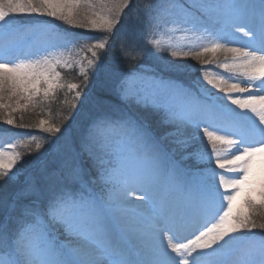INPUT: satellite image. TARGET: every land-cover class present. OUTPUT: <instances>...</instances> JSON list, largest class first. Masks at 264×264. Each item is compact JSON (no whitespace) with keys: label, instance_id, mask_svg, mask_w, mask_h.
I'll return each mask as SVG.
<instances>
[{"label":"snow or ice","instance_id":"snow-or-ice-1","mask_svg":"<svg viewBox=\"0 0 264 264\" xmlns=\"http://www.w3.org/2000/svg\"><path fill=\"white\" fill-rule=\"evenodd\" d=\"M130 3L0 0V35L4 37L0 45V109H10L4 123L41 128L50 135L61 133L60 126L43 119L38 125L17 124L11 113L29 105L36 108L65 87L74 92V100H80L89 73L97 76L103 70L101 53L110 49L109 40ZM177 7L174 0L157 5L150 33L155 36L171 23V31L192 33L201 42L199 47L187 51L170 44L164 47L160 39H149L148 45L172 57L201 60L210 53L211 58L203 59L202 65L215 63L229 75L214 79L208 75L210 69L202 66V81L224 93L236 108L208 104L201 109L203 118L195 120L168 109L166 122L172 127L165 137L172 138V152L134 119L98 117L91 122L83 146L96 168L95 178H88L75 159L66 160L56 186L47 183L46 170L21 180L17 163L22 157L12 151L16 143L0 146V264H264V222L255 219L264 210V0H198L191 7L203 19L182 13L165 22L163 18L171 15L169 9ZM19 14L47 16L108 35L94 43L82 42L67 32L25 28L17 23ZM49 32L51 41L33 43L38 35ZM236 44L239 46H233ZM25 45L34 51H21ZM120 50L130 59L149 54L147 49L127 45ZM74 53L84 54L74 60L83 80L61 83L57 68H71ZM218 53L225 58L219 60ZM166 70L175 72L179 66L169 61ZM100 86L107 87V81ZM159 86L172 88L170 81H160ZM121 91L126 98L135 95L127 82ZM41 93L42 99H37ZM141 99L147 102V97ZM197 138L202 143L206 138L207 143L187 152L190 141ZM35 147L40 150L44 145L36 143ZM175 151H184L183 158L194 156L205 165L207 179L192 186L195 194L186 206L152 216L146 230L126 240L113 215L125 186L135 182L152 187L167 179L169 172L175 174L179 171L172 155ZM140 159H150L151 169L126 164ZM94 184L99 185L101 195L95 194ZM137 199L148 200V192ZM254 229L261 230L259 236Z\"/></svg>","mask_w":264,"mask_h":264},{"label":"rangeland","instance_id":"rangeland-1","mask_svg":"<svg viewBox=\"0 0 264 264\" xmlns=\"http://www.w3.org/2000/svg\"><path fill=\"white\" fill-rule=\"evenodd\" d=\"M175 4H177L179 7L175 8V9H169L170 12V16L168 17H164V21L167 22L170 19H174L177 16L181 15L182 13H191V14H195L197 16H201L202 18V14L199 13L196 9H193L191 6L193 5V3L198 2V0H174ZM142 10L140 9H136L134 11L135 16H139L140 12ZM20 16H35L37 17L40 21H44L42 19V16L36 15V14H32V15H28V14H19L18 15V19H17V23L25 28H37V29H45V30H51V32H59V27L55 26V24L53 23H37V22H33L30 19H26L25 17L23 19L20 18ZM47 17V16H44ZM51 18V17H49ZM54 19V18H52ZM57 20V19H55ZM60 21V20H58ZM63 22V21H61ZM64 23V22H63ZM37 24V25H36ZM49 26V27H48ZM119 25L117 26V28L114 30V37L112 36L109 40V45H110V49H108L110 51V56L112 55L110 61L107 60L106 61V56H105V52L101 53V57H102V62H103V70L100 72L99 75L97 76H93L91 73H89V82L87 83V87L85 88V86H83V88H81V99L80 100H74V92H70L66 87L63 88L66 90V93L68 94V97L64 98L61 102V104L59 105V107H61L62 112L60 111L59 107H58V103L55 102L53 105H56L58 107V116H60V114L62 113L64 116V121L65 123L63 125H65L71 118L75 116L72 115V112L79 106L80 103L83 104H92L95 105L92 110H96L97 108H101L102 110H104L105 108H116L113 104H110L109 101L107 100H103L100 101L98 98L99 93L97 94L98 91L101 90V82L102 81H107V88L110 89L112 92L116 93L121 100L126 101L128 104H131V106H135V113L137 114H142L143 110H147L149 112V115H157L161 121L164 124H169L166 122V114H167V110L171 109L172 111L176 112L178 115H187L190 116L191 118L195 119H202L203 118V114L199 115L196 114V109L197 104H194L193 101L196 102V100H199V97H201L200 95H202L205 98H209L212 102V104H216V105H224L227 104L232 108H236L235 105H231V102L226 100L224 98V93L219 92L216 88H213L212 85L207 84L206 81H202V73L199 71V69L203 66L206 69H210L208 71V75L214 79L218 78L219 75L223 74L225 76H228L229 74L227 72H225L224 69L219 68L214 64L211 65H202V60L203 59H209L211 58V54H206L204 57L201 58V60H196L194 58H192L191 56L188 57H172L170 55L169 52L167 51H162L163 56L162 59L169 62V61H173L175 62L177 65H182L184 70L186 69H193L195 68V71H197V76L195 78V82L197 84V90H199L200 92H198L197 90H194L191 87L188 86H184L179 84L178 82H174L171 80H167V79H163V78H159L156 76H152V74L149 72L150 71V67L148 66H141L139 69L130 72L129 74L125 75L123 80L119 81L118 80V64H120V62H116V60L120 57L117 49L119 50V52L121 53V45H127L131 48L134 49H143L142 44L137 45L136 42L134 41V37H133V28L135 27V24L132 22H127L124 32L125 35L120 38L119 40L115 41V38L118 34L117 29H118ZM173 25L171 23H167V27H162L161 30L159 32L156 33L155 36H150L149 39H160L161 41V45L164 47H167L169 44L172 45L173 47H177L179 46L182 50L187 51L190 48H198L200 45V41H197L195 39V37L193 36L192 33H185V32H181V31H171L170 29H172ZM91 34H89V39H81V41H87L88 43H94L96 41V39L101 38L105 35H108L107 33L103 32V31H97V30H88ZM87 31V32H88ZM53 39V37L51 36L50 32L49 34H40L36 37L35 41H33V43H43L46 41H51ZM148 39V40H149ZM4 41V37L3 35H0V45L3 44ZM233 46H239L238 44L233 45ZM21 51L23 52H31L34 51V48L31 47L30 45H25L22 47ZM113 52V54H112ZM161 53V54H162ZM122 54V53H121ZM120 54V55H121ZM84 55L83 53L81 55H75V53L73 54V60H70L69 62L72 63V67L71 68H65V67H58L57 71L61 73V83L64 84H68V83H74L72 82L73 77L72 75V71L73 69L78 70L79 72V67L74 63V60H80L81 56ZM90 55V54H88ZM217 57L219 60H223L224 54L223 53H218ZM67 58V57H65ZM83 63L86 64V61H83ZM63 70L66 72L64 73ZM188 79L192 78L191 75L187 76ZM193 80V79H191ZM116 81V82H115ZM160 81H165V82H171L172 88L171 90H166V89H161L159 86V82ZM125 82H127V87L135 94V95H131L129 97H125L122 95V85L125 84ZM193 89V90H192ZM197 92L200 94L198 95ZM100 96V95H99ZM142 97H147V102H145L144 99H141ZM37 99H42V93L40 97H37ZM21 104L24 103V101L22 100L20 102ZM75 104L76 107L73 108L72 105ZM154 104H158L161 105L162 107H154ZM64 105V109L62 108V106ZM207 104L204 105H200L201 109L203 108V106H205ZM13 106H15L14 102H13ZM33 109L36 108H32L31 105H29L28 108H19L17 109V111L12 112L11 115L12 117H15L17 115H24L28 112H33ZM117 109V108H116ZM10 111L9 110H3L0 109V117H3L5 115H7V113ZM237 111H240L239 109H237ZM21 115V116H22ZM160 115H162V118L160 117ZM148 116V115H147ZM89 118V116H87ZM164 117V118H163ZM147 118H151V116L147 117ZM43 119L45 121H47L46 118H39L38 119V124L40 122V120ZM91 119H94L91 117ZM2 121V120H1ZM49 122V121H48ZM50 123V122H49ZM52 124H60L59 122L55 123L52 122ZM62 125V126H63ZM48 125L45 124L44 127H47ZM62 129V128H61ZM42 130V129H39ZM69 130V127H67L66 129H62V132H67ZM45 134H47L46 132H44ZM57 134V133H56ZM187 134H191V130L188 131ZM43 135V134H42ZM41 135V136H42ZM34 137V139H33ZM7 138V136H2L0 138V146L2 147H6L9 143H12L14 138H10L12 140L11 141H7L5 140ZM55 138V136H54ZM198 141V148L201 149L203 147V145H205L207 143L206 138L203 140V143L201 142V140L199 138H197ZM32 140H36V143H40L42 145L47 144L45 141V139L43 137H36V136H28L26 138L23 139H19V141L17 142V145H19L20 147L22 146L23 141H28L31 142ZM36 143L35 145H33L34 147H32V154L28 156V160L31 159V157H40L44 152V147H42L40 150L36 149ZM210 150V149H209ZM45 157V156H44ZM44 157H42L40 160H42ZM17 167L21 168V171H23V167L17 163ZM45 171V170H44ZM47 171V170H46ZM48 173V171H47ZM22 175V172H21ZM49 175V174H48ZM135 192L134 190H130V189H125V191L122 192L121 194V200H123V202L119 201V206H130L131 208H133L132 206H134L135 208L139 209L141 212L145 213L143 215H146L147 213H150V208L148 207V205L145 202H142L140 204L137 205H133L132 202H128L126 201L125 196H132L133 198H137L134 197ZM137 211L138 213H136L137 215L142 216L140 211ZM115 215L114 217L117 220V223L122 227H124L125 229H130V232H127L130 236H134V234L138 233L141 231L142 226L146 225L138 224L137 227L139 228L138 231H136L133 226H135L139 219L138 216H130L128 214H126L124 212V208H120L119 210L114 211ZM148 215V214H147ZM256 221L259 222H264V214L259 213V215H257L255 217ZM122 227V228H123Z\"/></svg>","mask_w":264,"mask_h":264},{"label":"trees","instance_id":"trees-1","mask_svg":"<svg viewBox=\"0 0 264 264\" xmlns=\"http://www.w3.org/2000/svg\"><path fill=\"white\" fill-rule=\"evenodd\" d=\"M137 1L134 3V6L139 8L142 11L140 12V15L138 16V18L135 19V21L131 20V22L135 24V27L133 28V34L135 33L137 35L138 34L140 35V34H143V32L150 26V23L152 21L151 17L155 12L156 6L159 5L160 0H148L146 3L143 2V0H141V1L137 0ZM142 12H143V15L141 17ZM70 30L71 31H77V32L81 31L84 33H89L88 30L81 29L78 27H73V26H70ZM119 56L120 57L116 60V62H120V64H118L119 65L118 71H122L123 73L128 72L129 70H131L133 68H137V66L139 64H143V63H148L150 65L152 64L154 66H159L161 64V61L160 60L156 61V57H154L152 55H141V57H138L137 59H130L123 54H121ZM121 66H122L123 70L121 69ZM164 67L166 69L167 65L165 64ZM167 72L174 74L176 76H179V77H183V75H184V73L181 72L180 70L175 71V72H169V71H167ZM190 72L187 73V76L190 75ZM71 76L73 77L72 82H74V83H80L83 80V77L78 75V73H72ZM86 87H87V85L85 86V88ZM82 88H83V85H82ZM99 95L102 98L103 93L100 92ZM42 97H43V93H42ZM65 97L66 98L68 97L66 90L65 89H57L55 91L54 97L50 94L48 100H44L39 106L36 107V109H33V112H28L24 115L20 114V115L13 117V118L15 119L17 124L24 123L26 125H38L37 121L41 117V118H46L47 121H49L50 123L59 122L60 124H58V126L61 127L66 121L63 119L64 116L62 113L60 114V116H58V111H59L58 107ZM102 100H105V99H102ZM55 102L58 103V107L56 105H53ZM62 108L64 109V105L62 106ZM59 109L62 112L61 107H59ZM21 117H23L22 120H21ZM0 123H4V120L2 119V117H0ZM10 126L17 127L15 124L10 125ZM79 126L80 125L78 124V127ZM34 128L37 129V127H28L27 129H34ZM77 132H79V131H77Z\"/></svg>","mask_w":264,"mask_h":264},{"label":"bare ground","instance_id":"bare-ground-1","mask_svg":"<svg viewBox=\"0 0 264 264\" xmlns=\"http://www.w3.org/2000/svg\"><path fill=\"white\" fill-rule=\"evenodd\" d=\"M125 198H126V201H128V202L136 201V199L133 198L132 196H125ZM138 202L139 203H142L143 201L138 200Z\"/></svg>","mask_w":264,"mask_h":264}]
</instances>
